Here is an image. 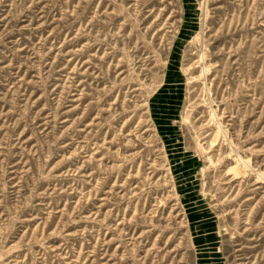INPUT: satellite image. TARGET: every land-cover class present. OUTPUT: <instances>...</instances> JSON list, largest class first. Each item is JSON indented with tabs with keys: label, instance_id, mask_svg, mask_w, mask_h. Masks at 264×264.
I'll return each mask as SVG.
<instances>
[{
	"label": "rangeland",
	"instance_id": "rangeland-1",
	"mask_svg": "<svg viewBox=\"0 0 264 264\" xmlns=\"http://www.w3.org/2000/svg\"><path fill=\"white\" fill-rule=\"evenodd\" d=\"M0 264H264V0H0Z\"/></svg>",
	"mask_w": 264,
	"mask_h": 264
}]
</instances>
